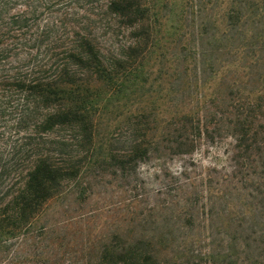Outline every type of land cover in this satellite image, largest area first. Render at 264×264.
<instances>
[{"label": "trees", "instance_id": "16d2710c", "mask_svg": "<svg viewBox=\"0 0 264 264\" xmlns=\"http://www.w3.org/2000/svg\"><path fill=\"white\" fill-rule=\"evenodd\" d=\"M16 1L9 14L12 0H0V264H48V205L88 200L107 176L135 193L134 226L132 239L119 245L116 232L93 251L98 264H192L170 248L176 226L158 236L135 225L149 216L131 207L143 195L138 170L169 155L196 164L203 140L224 137L237 172L252 168V242H264V0ZM156 66L187 108L176 109L172 129H153L161 121L139 106ZM183 167L160 169L155 192L178 194L179 228L188 229L216 187L211 171L197 187ZM204 255L231 264L215 250Z\"/></svg>", "mask_w": 264, "mask_h": 264}, {"label": "rangeland", "instance_id": "374dc122", "mask_svg": "<svg viewBox=\"0 0 264 264\" xmlns=\"http://www.w3.org/2000/svg\"><path fill=\"white\" fill-rule=\"evenodd\" d=\"M176 2L180 5L182 0ZM21 5L12 0V4L7 6L8 13L16 12ZM167 29L168 33L170 22ZM157 70L158 66L149 76L142 91L144 101L139 106L148 107L149 112L158 117L159 123L161 121L160 125H152L153 129L156 126L158 130L164 126L172 129L175 126L171 125V118L176 109L187 108L182 105L181 99H175L171 91L177 86L166 79V74L161 75ZM233 70L240 75L236 68ZM205 92L210 94L212 88ZM123 127L118 128L120 135L126 133L127 128ZM232 142L231 138L225 137L215 144L203 140L194 155L196 164L190 156L169 155L161 159L152 158L142 163L138 170L139 192L143 195L136 198L131 207L138 213L137 217L149 216L146 222L137 221L135 225L147 234L158 236L166 232L168 226H176L174 233L168 237L170 248L173 252H186L192 256V264H210L212 259L204 254L213 250L222 253L224 260L231 264H264V242L261 239L252 242V168L237 172L238 158L232 152ZM183 166L189 167V176L197 187L202 183V174L211 171L216 187L213 194L205 192L201 195L204 200L200 199L198 203L201 207L199 215L189 223L188 229L179 228L182 223L179 211L183 209L178 206V194L155 192L162 186L160 169L166 167L176 172L183 170ZM163 173L167 174V171ZM104 181L97 185L88 200L55 201L48 205L43 220L48 230L42 245L48 264H98L100 255L93 251L114 242L116 232L122 236L115 241L119 245L132 239L127 230L134 225H130L128 218L134 216L128 214L129 199L135 193L128 192L122 182H117L116 176H107ZM183 204L180 200V205ZM252 247L261 254L260 262L254 258L256 252L252 254Z\"/></svg>", "mask_w": 264, "mask_h": 264}]
</instances>
